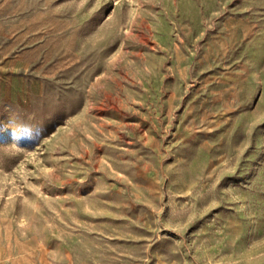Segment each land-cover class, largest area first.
<instances>
[{"label":"rangeland","instance_id":"374dc122","mask_svg":"<svg viewBox=\"0 0 264 264\" xmlns=\"http://www.w3.org/2000/svg\"><path fill=\"white\" fill-rule=\"evenodd\" d=\"M0 264H264V0H0Z\"/></svg>","mask_w":264,"mask_h":264}]
</instances>
